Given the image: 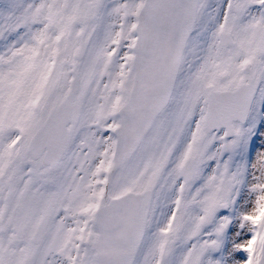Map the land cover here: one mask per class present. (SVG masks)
I'll use <instances>...</instances> for the list:
<instances>
[{
	"label": "snow or ice",
	"instance_id": "1",
	"mask_svg": "<svg viewBox=\"0 0 264 264\" xmlns=\"http://www.w3.org/2000/svg\"><path fill=\"white\" fill-rule=\"evenodd\" d=\"M0 264H264V0H0Z\"/></svg>",
	"mask_w": 264,
	"mask_h": 264
}]
</instances>
